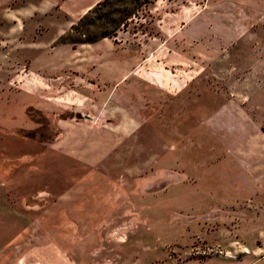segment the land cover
<instances>
[{
  "label": "rangeland",
  "instance_id": "obj_1",
  "mask_svg": "<svg viewBox=\"0 0 264 264\" xmlns=\"http://www.w3.org/2000/svg\"><path fill=\"white\" fill-rule=\"evenodd\" d=\"M158 2L162 12H152V6L142 8L127 28L92 46L60 42L75 24L66 22L65 17L18 23L14 28L19 33H11V23L0 22V149L12 142L19 145L29 140L51 141L58 134L59 120L96 121L121 135L125 130H135L129 137L128 132L125 134V144L113 167H93V176L84 183L85 175L78 173L75 181L57 189L59 193L73 186L76 191L86 190L87 207L93 208L92 213L82 216L62 212L58 219L57 215L37 213L43 210L38 204L41 208L28 216V221L36 222H68L72 218L89 223L92 230L73 251L77 260L86 256L88 264H201L205 260L206 264H213L218 257L239 259L251 250L263 248L264 229L258 228L263 224L255 222L264 219V192L257 183L256 190L247 192L243 182L241 187L231 183V174L236 173L238 181L244 168L231 166L223 156V137L216 139L211 130L195 129L201 123L198 119L203 113L202 105L206 114L208 106L209 110L214 107L211 99L215 94L235 95L242 100L245 88L239 83L245 80V67L232 70L226 64L218 69L215 63L220 64L221 58L228 60V55L188 54L181 66L183 73L162 65L152 68L155 65H150L151 56L165 41L155 16L174 14L183 4V0ZM204 9L191 7L186 11L196 14ZM206 10L210 12V8ZM178 25L172 26L174 31ZM208 25L212 29L214 23ZM245 25H252L257 32L264 30V23ZM203 26L192 25L197 30ZM95 30L96 27L91 28L92 32ZM169 43L178 44L174 38ZM204 43L209 44L206 39L195 38L192 44L185 45ZM161 60L164 57L157 58L158 62ZM118 61L124 63L122 77L112 71ZM104 66H108V72L101 71ZM85 74L100 77L105 85L98 84L95 78L85 79ZM76 104L82 111H76ZM171 123L173 129L167 130ZM197 142L205 146L197 147ZM166 154H171L169 165ZM182 162L192 174L183 180ZM171 180L183 182L185 187L178 184L174 190L169 188L167 195L166 185ZM197 180L223 197L234 184L243 192L236 205L226 198L204 197L207 202H221L220 209L211 208L196 192ZM20 185L15 186L13 195L22 206H34L38 194L45 196L44 191H49V184H37L31 189L24 187L27 182L23 188ZM4 205L1 195L0 247L9 240L13 224L18 223L2 209ZM244 219L254 226L244 229L245 225L240 224Z\"/></svg>",
  "mask_w": 264,
  "mask_h": 264
},
{
  "label": "crops",
  "instance_id": "obj_2",
  "mask_svg": "<svg viewBox=\"0 0 264 264\" xmlns=\"http://www.w3.org/2000/svg\"><path fill=\"white\" fill-rule=\"evenodd\" d=\"M101 1L0 0V22L11 23L13 25L10 27L11 33L16 30L14 27L18 23H38L49 16L65 17L66 22L77 23ZM159 4L161 3L158 0L151 4V11L162 12ZM163 5L167 7V4ZM185 7L205 9L196 14H189ZM208 8L210 12L206 10ZM158 16H155V24L165 41L161 42L152 56L150 55L152 58L150 65H155L152 68L162 65L183 73L181 66L187 61L188 54L228 55V60L221 58L220 64L215 63L218 69L226 64L228 69L232 70H237L239 66L245 67V80L239 83L245 88L241 96L242 100L240 101L235 95L225 94L221 97L215 94L211 99L214 107L209 110L211 106H208L206 114H204L205 105H202L203 113L198 119L201 123L195 129L211 130L216 139L223 137V142H220L222 150L225 151L223 156L228 158L231 166L244 168V174L238 180L239 182L236 180V173L231 174L233 177L231 183H237V186L241 187L243 182V189L245 188L246 192L249 189L256 190L257 186L264 192V30L257 32L252 25L250 28L245 25L264 23V0H183L182 9L174 14L165 12ZM196 23L204 24L203 29L197 30L196 27H192ZM210 23H214L212 29H209ZM174 24L180 26L176 31L173 30ZM16 31L19 33V30ZM170 38L177 39L178 44L170 45ZM195 38L206 39L209 44H198L192 47L185 45L192 44ZM161 57H164V61L158 62L157 58ZM113 67L112 71L117 77L124 75L123 62L116 63ZM101 71L108 72V66L102 67ZM179 73L175 75L179 77ZM88 77L92 80L95 78L100 85H105L104 82L99 81L100 77L84 75L85 79ZM228 84L231 85L230 80ZM169 100L172 99H166V102ZM117 105L121 107L120 103ZM76 109L77 112L82 111L78 107ZM182 114L180 112L178 115L182 117ZM135 123L136 120H134ZM170 126L167 130L173 129L172 123ZM57 128L58 134L51 141L29 140L22 141L19 145L12 142L6 143L4 148L0 149V152H3V157L0 153V196L3 195L5 198L2 209L18 222L13 224L9 240L0 247V264H88L86 256L77 260L73 256V251L77 243L92 230L89 223L72 221V218L68 222H36L28 221V216L35 214L37 208H41L38 204H41L43 210L37 213L57 215L58 219L62 212L82 216L92 213L93 208L87 207L88 192L86 190L76 191V186H73L59 193L60 190L57 189H60L63 183L75 181L78 173L85 175L82 180L84 183L83 181L88 177L93 176L94 173L91 171L93 167L102 165L113 167L119 150L125 144V134L128 132L129 137L135 130H125V133L120 130L123 134L121 135L116 130L104 128L96 121L78 120H59ZM139 146L138 144L140 149ZM196 146L204 147L205 144L197 142ZM170 157L171 154H166L165 162L168 165L171 163ZM214 163H217L216 160ZM181 168L182 180L190 178L191 171L184 162ZM24 182H27L24 187L30 189L37 184L40 186L49 184V191H44L45 196H40L43 193H39L34 206L29 207L27 204L22 206L13 192L16 190L15 186L20 183V188H23ZM203 183L205 182L197 180L199 190H196L201 195V200H204L203 202H207L204 197L226 198L236 205V200L241 198L240 192H243V190H237L234 184L233 188L232 186L229 188L230 193L223 197ZM178 184L181 188L185 187L183 182L175 183L173 180L168 182L165 194L168 195L171 191L169 188L174 190V186L177 187ZM220 205V201L207 202V206L215 209H220ZM233 214L236 215L235 212ZM17 215H24L26 218H19ZM244 215L247 218L245 213ZM255 223L263 224L258 228L264 229V219L260 218ZM240 224L245 225L244 229L250 225L254 226V223H249L248 219H244ZM262 246L263 248L243 254L239 259L218 257L213 264H264V242ZM254 255L258 257L255 258ZM206 263L205 260L201 264Z\"/></svg>",
  "mask_w": 264,
  "mask_h": 264
},
{
  "label": "trees",
  "instance_id": "obj_3",
  "mask_svg": "<svg viewBox=\"0 0 264 264\" xmlns=\"http://www.w3.org/2000/svg\"><path fill=\"white\" fill-rule=\"evenodd\" d=\"M155 1L102 0L72 25L70 32L60 42L76 46L94 44L102 39L113 38L121 28H127L133 18H138V13L142 8L150 6ZM116 15L118 17L113 18ZM92 27H96L93 32Z\"/></svg>",
  "mask_w": 264,
  "mask_h": 264
},
{
  "label": "water",
  "instance_id": "obj_4",
  "mask_svg": "<svg viewBox=\"0 0 264 264\" xmlns=\"http://www.w3.org/2000/svg\"><path fill=\"white\" fill-rule=\"evenodd\" d=\"M84 118H86L87 120H92L89 116L85 115Z\"/></svg>",
  "mask_w": 264,
  "mask_h": 264
}]
</instances>
